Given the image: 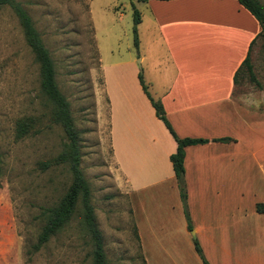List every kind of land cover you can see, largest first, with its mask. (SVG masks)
I'll use <instances>...</instances> for the list:
<instances>
[{"label":"crops","instance_id":"obj_1","mask_svg":"<svg viewBox=\"0 0 264 264\" xmlns=\"http://www.w3.org/2000/svg\"><path fill=\"white\" fill-rule=\"evenodd\" d=\"M147 2L153 32L142 80L179 138L206 142L184 148L192 237L170 162L177 142L156 117L138 69L127 63L128 72L106 86L107 145L120 190L164 199L149 212L140 202L142 257L202 264L195 239L208 264H264V84L244 75L234 81L249 50L252 62L261 26L237 0Z\"/></svg>","mask_w":264,"mask_h":264},{"label":"rangeland","instance_id":"obj_2","mask_svg":"<svg viewBox=\"0 0 264 264\" xmlns=\"http://www.w3.org/2000/svg\"><path fill=\"white\" fill-rule=\"evenodd\" d=\"M13 1L30 16L49 51L54 78L80 133V166L89 183L108 263L146 264L138 243L136 214L143 211L140 202L149 212L153 206L158 210L164 199L120 190L107 145L105 90L125 74L127 63L145 72L146 47L153 32L150 5L136 0ZM134 9L142 20L137 25V47ZM13 11L9 5L0 6V264H92L93 244L82 226L80 204L60 232L40 249L33 248L44 223L42 209L60 200L71 173L66 163L46 168L40 164L62 152L66 137L52 120L53 104L41 91L39 65ZM262 45L260 39L253 44L251 57L256 76L264 84ZM141 56H146L144 61ZM28 118L33 119V128L19 136L17 122Z\"/></svg>","mask_w":264,"mask_h":264},{"label":"trees","instance_id":"obj_3","mask_svg":"<svg viewBox=\"0 0 264 264\" xmlns=\"http://www.w3.org/2000/svg\"><path fill=\"white\" fill-rule=\"evenodd\" d=\"M138 2H147L148 0H136ZM245 9H247L253 17L259 22L261 31L256 38L250 43V48L256 40L263 42L262 48L264 52V5L261 0H237ZM9 5L15 12L20 26L23 31L25 41L34 55L35 61L39 65L40 76V88L46 97L52 102V120L54 123L61 126L66 142L63 143L62 152L53 161H44L40 164L46 168L51 164L66 163L71 173V182L60 200L50 207L43 208L41 216L44 218V223L41 226L40 232L37 237L36 243L33 245L34 250L40 249L48 240L56 235L60 230L67 225L74 213L78 204L82 214V226L89 235V238L93 244L92 264H109L105 255L101 233L98 229L93 206L91 205V192L89 183L84 177L81 170V140L79 131L74 125V120L71 115L70 106L65 96L59 90L56 83L54 63L50 56L49 51L43 45L39 33L35 29L30 16L25 10L13 0H0V6ZM141 17L139 12L134 9L133 22H134V47L138 46L137 25L140 23ZM248 49V50H249ZM246 76L247 79L253 83L256 87H260V83L257 79L254 71L253 63L250 58V50L234 75V81L236 82L239 76ZM139 83L141 88L149 99L151 105L155 110V115L160 119L174 140L177 142L176 151L170 155V162L173 167L175 179L177 182L179 195L184 207L185 218L187 221V227L191 229L190 219L186 206V187L184 178V148L189 145L205 143L204 139H190L179 138L171 125L165 117L163 106L161 102L154 100L149 91L148 86L143 79L142 73L138 74ZM33 119L28 118L17 122V133L19 136L27 135L33 128ZM0 173H1V155H0ZM194 249L200 257L202 264H208L203 256L202 249L200 248L197 240L194 239Z\"/></svg>","mask_w":264,"mask_h":264},{"label":"water","instance_id":"obj_4","mask_svg":"<svg viewBox=\"0 0 264 264\" xmlns=\"http://www.w3.org/2000/svg\"><path fill=\"white\" fill-rule=\"evenodd\" d=\"M192 235H193V237H194V233H193V231H192Z\"/></svg>","mask_w":264,"mask_h":264}]
</instances>
